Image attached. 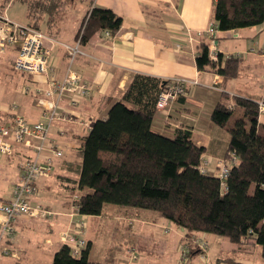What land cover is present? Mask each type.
<instances>
[{
	"label": "crops",
	"instance_id": "1",
	"mask_svg": "<svg viewBox=\"0 0 264 264\" xmlns=\"http://www.w3.org/2000/svg\"><path fill=\"white\" fill-rule=\"evenodd\" d=\"M16 1L7 2L3 13L12 21L28 23L25 3V21L20 20L17 14H10V7ZM214 1L68 0L62 7L57 26L48 31L45 23L42 24L43 31L50 37L46 44L52 47L51 61L55 67L54 73L48 76L16 70L15 46H8L5 51H0V121H9L17 113L32 121L43 120L44 106L38 103L42 96L37 90L47 87L48 80L52 77L61 79L68 67V53L57 42L74 43L83 18L94 6L110 8L123 19L122 27L116 35L97 32L83 47L85 54L77 56L73 67L92 85V93L90 97L81 100L77 107L71 105V96L67 95L62 102V110L67 118L55 121L50 129L51 137L59 143L64 155L54 159L53 173L40 179L38 192L31 200L34 204L40 203L57 212L58 215L47 221L25 216L18 218L14 223V247L18 257H3L0 264H23L21 260L24 255L31 264H45L46 250L55 252L59 247L60 231L70 227L79 218L71 215L72 199L67 195L61 176L79 175L80 170H76L80 167V161L82 164L83 141L89 127L95 118L107 116L110 106L123 97L137 72L166 80L184 77L197 82L188 84L185 94L170 106L158 110L153 128L171 136L175 135L178 129H189L196 142L206 147L203 159L209 160L211 174L218 175L217 161L225 156L229 135L225 128L212 123L211 113L223 93L230 96V106L234 105V96L259 101L264 94V68L255 71L263 82L256 85L252 94L246 88L235 86L223 75L197 68L196 56L202 41L208 39L203 32L212 22ZM3 2L5 0H0V4ZM244 29L246 28L218 31V52L224 56L239 57L241 60L252 55L255 56L253 59L264 61L263 46L257 51L250 48L252 42L256 43L255 36L261 31V26L248 27L250 31L242 34ZM228 37L240 40L237 46L240 49L236 52L223 41ZM22 77L30 79V84L25 86ZM243 77L241 64L240 75L236 78ZM25 89H28L27 93L24 92ZM259 121L264 123V112L260 113ZM32 154L33 151L29 147L17 145L13 156L0 158V204L10 200L13 186L21 174V164L26 156ZM110 213L114 220L109 221V226L115 224L117 229H123V232L119 249L114 250L112 256L105 252L106 256L101 257L107 261L102 264H130L132 259L129 250L138 246L139 252L144 251L150 255L165 253L166 249H170L175 252L170 255L179 257L176 264H180L182 254L179 255L177 250L183 243L184 230L174 223L173 226L165 224L160 219L162 216L152 211L132 209L112 210ZM89 218L91 221L86 222L87 240L93 239L94 234L97 235L104 225L103 216L91 215ZM3 220L4 217L0 214V222ZM97 224L101 225L100 228H96ZM129 237L137 241L138 246L122 244L130 243ZM199 237L208 244L210 242L209 246L217 247L215 261L207 258V250L189 256L188 264H225L223 259L230 255L235 256L242 264H264L257 246H254L253 251H234L236 245L230 242L232 246L227 248L228 240L223 237L210 233L199 234ZM127 238L129 239L126 242Z\"/></svg>",
	"mask_w": 264,
	"mask_h": 264
},
{
	"label": "trees",
	"instance_id": "2",
	"mask_svg": "<svg viewBox=\"0 0 264 264\" xmlns=\"http://www.w3.org/2000/svg\"><path fill=\"white\" fill-rule=\"evenodd\" d=\"M9 1L0 4V14ZM17 1L27 5L28 24L43 30L45 23L48 31L58 25L62 7L68 2ZM122 22L112 9L94 6L83 18L75 41L80 39L83 48L97 32L109 31L114 36ZM211 23L221 32L263 25L264 0H215ZM196 65L227 79L241 72L239 57L219 53L216 62L209 58V39L202 41ZM169 82L135 73L107 116L95 118L89 127L79 175L61 176L67 195L78 202L83 216H107L112 210L132 209L157 213L184 230L182 244L187 248V259L208 250L200 248L199 241L204 239L199 234L210 233L236 245L234 251L259 247L264 261V123L259 121L258 101L234 96L230 106V96L223 93L211 113L212 123L225 128L229 135L223 158L231 152L237 156L224 189L218 175L200 169L206 147L196 142L189 129H178L171 136L153 128L159 94ZM235 111L238 115L232 120ZM129 240L122 244L138 246L137 241ZM93 243V239L87 240L79 256L61 243L51 264H102L91 258ZM223 261L242 264L231 255Z\"/></svg>",
	"mask_w": 264,
	"mask_h": 264
},
{
	"label": "built area",
	"instance_id": "3",
	"mask_svg": "<svg viewBox=\"0 0 264 264\" xmlns=\"http://www.w3.org/2000/svg\"><path fill=\"white\" fill-rule=\"evenodd\" d=\"M110 35L109 31H105ZM210 41L209 58L217 61L219 52L216 48V37L218 27L210 23L203 32ZM50 37L43 30L35 28L28 23L22 24L10 20L4 13L0 14V51H5L8 46L17 48V56L14 68L20 72L45 75L54 73L52 64V47L46 44ZM68 53V67L61 79L48 80L47 87L37 90L42 97L38 103L44 106L43 120L32 121L21 114H15L9 121H0V158L11 157L15 153L17 145H24L32 149L33 154L26 156L21 164V174L13 186L12 196L7 202L0 204V214L4 220L0 222V261L3 257H18L14 245L15 226L14 223L20 217L51 220L58 215L40 203L34 204L32 197L38 192L40 179L49 177L54 171V159L64 155L59 143L50 135L52 124L58 120H64L67 116L62 110V102L67 95L71 96V105L77 107L81 100L90 97L92 85L77 72L73 65L77 56L85 54L80 39L74 43L60 42ZM192 79L174 77L159 94L157 101L158 109H165L186 92L188 84H196ZM28 89L24 92L27 93ZM259 111L264 112V94L258 101ZM15 107V105H14ZM70 119V118H69ZM237 162L234 152L229 153L226 158L217 161L219 169L218 176L222 186L226 189V179L230 170ZM203 172H211L209 160L203 159L200 164ZM72 216H79L72 226L63 230L59 235V241L68 245L71 253L79 256L87 245L86 221L79 212V204L72 202ZM200 248L204 251L209 244L206 240L199 241ZM130 258L136 260L138 254L135 248L129 250ZM185 251L182 258H185Z\"/></svg>",
	"mask_w": 264,
	"mask_h": 264
},
{
	"label": "rangeland",
	"instance_id": "4",
	"mask_svg": "<svg viewBox=\"0 0 264 264\" xmlns=\"http://www.w3.org/2000/svg\"><path fill=\"white\" fill-rule=\"evenodd\" d=\"M25 12H26V5L22 2L16 1L10 7V14L13 13V14L19 15V19L23 20V21H25ZM260 26L262 29L255 36L256 37V41H255L256 43L252 42V44L250 45V48L256 49V51L259 50L260 46L264 47V24L260 25ZM249 31L250 30L248 28H246L241 32L243 34V33H248ZM223 41L224 42L226 41V43L229 46H232L233 52H236L238 49H240V47H237L239 45L240 40L237 39L236 37H228L227 39H225ZM254 57L255 56L250 55L248 58L244 57V59L241 60L242 71H243V75H244L243 78H239V79H237V78L232 79L231 78L229 80V81H231L232 84H234L235 86H237L239 88H246L247 90H249V92L251 94H252L253 89H255L257 87L256 85L262 84V82H263L261 80V77H259V75L255 71H260L264 68V61L263 60L260 61L261 59H258V58L253 59ZM253 65H256L258 68L254 67ZM22 81L24 82V84H26L25 86L30 84V79H28L26 77H24L22 79ZM253 93L255 94V92H253ZM237 115H238V111H235V113L232 115L231 119L232 120L235 119ZM79 166L80 167L76 170V172L81 170V161L79 163ZM35 199H36V197H35ZM37 201H39V200H37ZM89 217H87L85 219L87 223H89V221H91V219ZM102 219H103L102 221L104 222L103 223L104 225L101 227V230L98 232V234L97 235L94 234V237H93L94 248H93L91 258L94 260L99 259L102 263H104L107 260L103 259V257H101V256L105 257L106 256L105 252H108V254H110L112 256V252L114 254V250L116 251L119 249L118 246L121 242L123 229H117V226L115 224L112 226H109V221L114 220L113 217L110 216L109 214L107 216H103ZM160 219H162V221L165 224H170L173 226L172 221H170L166 218H162V217ZM34 220H37V219H34ZM40 220H44V219H40ZM102 221H100V223H102ZM100 226L101 225L97 224L96 228H98V227L100 228ZM62 231H60V233ZM60 233H59V235H60ZM15 234H16V228H15ZM130 234L132 235L131 231H130ZM209 245H210V242H209ZM231 246H232V244L227 241V248H229ZM123 250L125 251V249H123ZM177 251H178V254L181 255L183 251L187 252V248L184 244H181L178 247ZM46 252H47L46 253L47 263H45V264H51V262L53 260V256H54V251L50 249V250H46ZM102 252H104V253L102 254ZM171 252L175 254V252H173L170 249H166L165 253L164 252L161 254L156 253L154 255H150L144 251H140V252L138 251V258L136 260H132L129 263L130 264H176V261H177V259H179V257L176 255H170ZM111 256H110V258H111ZM216 256H217V247L215 245L209 246V249L207 252V258H209V260L211 259V261L214 262ZM182 257H181L180 264H188L187 263L188 259L186 257L185 258H182ZM21 261L23 264H31L30 261L28 259H26L25 255L22 256Z\"/></svg>",
	"mask_w": 264,
	"mask_h": 264
},
{
	"label": "water",
	"instance_id": "5",
	"mask_svg": "<svg viewBox=\"0 0 264 264\" xmlns=\"http://www.w3.org/2000/svg\"><path fill=\"white\" fill-rule=\"evenodd\" d=\"M215 43L217 44V41Z\"/></svg>",
	"mask_w": 264,
	"mask_h": 264
}]
</instances>
